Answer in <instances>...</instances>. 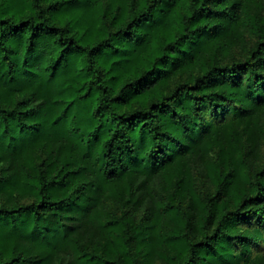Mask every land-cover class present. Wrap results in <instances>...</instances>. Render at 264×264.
I'll list each match as a JSON object with an SVG mask.
<instances>
[{"label":"trees","instance_id":"1","mask_svg":"<svg viewBox=\"0 0 264 264\" xmlns=\"http://www.w3.org/2000/svg\"><path fill=\"white\" fill-rule=\"evenodd\" d=\"M0 264H264V0H0Z\"/></svg>","mask_w":264,"mask_h":264}]
</instances>
